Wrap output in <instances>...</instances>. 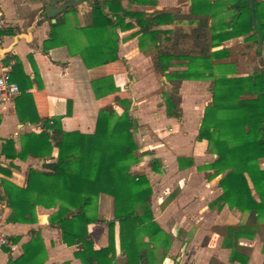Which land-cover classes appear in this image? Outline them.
Instances as JSON below:
<instances>
[{"label": "trees", "instance_id": "16d2710c", "mask_svg": "<svg viewBox=\"0 0 264 264\" xmlns=\"http://www.w3.org/2000/svg\"><path fill=\"white\" fill-rule=\"evenodd\" d=\"M190 1L189 13L183 16L179 11L133 9L153 7L155 0H88L89 25L77 30L87 42L78 54L87 68L117 62V32L138 28L139 48L152 46L153 71L168 84L163 102L168 118L181 116L179 88L183 81H210L211 102L204 109L197 139L205 140L216 158L199 170L204 171L206 180L222 175L218 182L222 193L215 204L248 213L253 221L249 224L264 225V169L259 166V160L264 159V67L251 75L235 76L237 73L226 71L228 65L212 63L229 56L224 48L212 51L227 40L244 37L257 45L250 2L264 48V0ZM76 9L70 5L57 16L50 25L45 47L62 45L61 29L69 14L76 15ZM183 18L194 25L188 34L160 28L180 23ZM118 70H125V66L122 64ZM91 87L96 98L111 95V102L123 108L121 114L110 103L100 108L91 133L67 132L60 117H39L35 112L31 117L17 109L19 120L41 122L42 130L21 137L18 155L13 154L11 139L2 145L1 153L5 157L32 156L48 162L43 164L44 171H27L24 188L2 181L0 202L10 209L6 221L32 223L37 206L55 209L48 223L59 230L63 244L76 246L74 257L80 264H159V253L166 255L171 239L154 220L149 180L145 174L131 170L141 160V154L134 139L136 120L129 114L130 100L117 92L111 75L91 81ZM20 91L23 97L28 96L24 88ZM53 149L57 155L49 158ZM186 161L191 165L190 160ZM156 164L154 159L151 165L154 168ZM100 195L112 199L113 217L106 222L107 246L95 249L88 226L102 222L96 209ZM250 226L226 227L223 245L231 250V261L246 263L247 259L237 251V239L246 236ZM38 241L31 240L23 247V255L10 264H36Z\"/></svg>", "mask_w": 264, "mask_h": 264}, {"label": "crops", "instance_id": "0c3cea01", "mask_svg": "<svg viewBox=\"0 0 264 264\" xmlns=\"http://www.w3.org/2000/svg\"><path fill=\"white\" fill-rule=\"evenodd\" d=\"M49 1L51 0H1L5 29L2 34L3 46L0 49V72L2 67L10 66L12 79L20 89L24 88V94L28 96L23 97L20 93L5 112L0 111V196L3 195L2 181L24 188L27 185V171H44L43 164L48 162L32 156L5 157L1 153L2 145L11 139L14 142L13 154L18 155L21 150V137L25 134H38L42 130L41 122L30 124L19 120L17 109L31 117L34 112L39 117H60L61 125L67 132L91 133L100 108L110 103L117 114L123 111L121 105L109 101L112 99L111 95L103 98L94 96L91 81L111 75L117 92L126 94L131 101L130 109L136 120L134 139L141 160L134 164L131 170L145 174L149 180L154 220L171 239L166 255L159 253V264H185L186 258L194 260L195 264H242L238 260H230L231 250L225 247L223 242L226 227L246 224L251 225V228L246 236L237 239V251L247 259L245 264H263L264 225L249 224L253 221L248 213L230 209L227 205L220 208L215 204L222 193L218 186L222 175L206 180L204 171L199 170L216 158L209 150L207 142L197 139L204 109L211 102V93L208 91L210 81H183L179 88L181 116L168 118L165 108L157 107L159 101L153 95L157 89L158 76L152 67L151 57L154 50L150 44H146L145 49L139 48L136 34L138 28L117 32V62L87 68L78 54L87 39L77 30L89 25V3L76 6V15L67 16L61 29L62 45L45 47L44 42L49 37L52 24L46 14ZM66 2L69 1L65 0L54 7ZM155 2L153 7L135 6L133 9L152 12L167 11L166 9L173 7L172 11H179L180 15L185 16L189 13L191 4L190 0ZM175 27L187 29L182 31ZM192 27L194 25H189L183 18L180 23L160 28H175L188 34ZM243 41L244 37L233 38L212 49L215 51L224 48L229 53L227 58L213 60L212 63L228 65L229 69L226 71L237 73L235 76L251 75L263 68L264 48L263 54L256 60V70L239 72L241 69L236 63L239 56L234 52L233 45L242 43L248 49L251 42ZM146 46L149 47L148 52L144 51ZM151 49L153 53L148 56ZM122 64L125 70H118ZM242 66L247 69L250 64L245 63ZM130 73L135 75L131 82L126 83V77ZM160 82V85L168 86L164 78H161ZM8 154H12V151L8 150ZM56 155L57 150L53 149L49 158H55ZM154 159L157 164L153 168L151 163ZM186 160H190L191 165ZM259 162L264 165V159ZM261 165L260 168L264 169ZM102 210L109 211V214L101 216ZM54 212L55 209L37 206L35 222L8 223L6 220L10 209L0 202L1 229L16 246L13 252L7 249L0 252V264L17 261L23 255V247L33 239L40 240L36 242L39 250L36 264H80L74 257L76 246L68 247L63 244L59 230L49 225L48 218ZM97 217L102 222L88 226L95 249L106 247L108 244L106 222L113 217L110 197H98ZM116 229L117 227L115 233ZM115 237L119 255L117 235ZM177 251L188 254L186 257H173Z\"/></svg>", "mask_w": 264, "mask_h": 264}, {"label": "rangeland", "instance_id": "374dc122", "mask_svg": "<svg viewBox=\"0 0 264 264\" xmlns=\"http://www.w3.org/2000/svg\"><path fill=\"white\" fill-rule=\"evenodd\" d=\"M164 9H166V8H164ZM167 11L166 12H170V13H172V12H174V11H172L173 10V7L171 8V7H169L168 9H166ZM175 13V12H174ZM175 28H180L182 31H186V27H175ZM174 28V29H175ZM185 28V29H184ZM244 43H247L248 41H243ZM147 47V46H146ZM233 48H234V52L236 53V54H238V56H239V60H238V62H236V63H238V67H239V69H241L239 72H242V73H248V71L249 70H256L257 69V63H256V60H257V58L259 57V55L257 54V45H254L252 42L250 43V46H248V49H246L245 48V46H243L242 45V43H235V45H233ZM144 49H145V47H144ZM262 47H261V51L259 52V54L260 55H262L263 53H262ZM145 52L147 51H149V47H147V49L146 50H144ZM153 53V51H152V49H151V53H148V56H150V54H152ZM147 57V56H146ZM245 63H249L250 64V66H249V68H247V69H245L242 65L243 64H245ZM133 75H135V74H133V73H130V74H128L127 75V77H126V83H129V82H131L132 81V77H133ZM156 81H157V89L154 91V96H155V98L156 99H158V103H157V107H161V106H163V102H164V99H165V96H166V94L168 93V91H169V88H168V86H166V85H160V81H161V78L159 77V76H157L156 77ZM109 101H111V100H109ZM162 104V105H161ZM130 106H131V101H130ZM130 106H129V114L132 116L133 114V111L130 109ZM164 107V106H163ZM133 117V116H132ZM134 118V117H133ZM135 119V118H134ZM261 160H263V159H261ZM260 161V160H259ZM261 165V162H259V166ZM261 166H263L264 167V165H261ZM262 167V168H263ZM96 209H97V207H96ZM100 212V211H99ZM108 212V213H107ZM111 213V212H110ZM105 214H109V211H104V210H102L101 211V216L102 215H105ZM188 253L187 252H182V251H177V253L173 256V257H177V256H179L180 255V257H186V255H187ZM187 259V260H186ZM185 259V264H195V262H194V260H189V258H186ZM209 264V263H208ZM264 264V263H263Z\"/></svg>", "mask_w": 264, "mask_h": 264}, {"label": "built area", "instance_id": "2783aa9c", "mask_svg": "<svg viewBox=\"0 0 264 264\" xmlns=\"http://www.w3.org/2000/svg\"><path fill=\"white\" fill-rule=\"evenodd\" d=\"M5 29V19L0 0V49L3 46V31ZM21 91L18 85L12 80L11 67H2L0 72V111L5 112L8 106L20 95ZM16 135V133H15ZM7 249L13 252L16 246L9 240L8 236L3 233L0 223V252Z\"/></svg>", "mask_w": 264, "mask_h": 264}, {"label": "water", "instance_id": "95a60500", "mask_svg": "<svg viewBox=\"0 0 264 264\" xmlns=\"http://www.w3.org/2000/svg\"><path fill=\"white\" fill-rule=\"evenodd\" d=\"M62 0H51L48 3V6L46 8V14L47 17L51 20V23H55L56 17L61 14L65 9H67L70 5L72 6H78L82 3H88V0H75V1H69L66 2L62 5H60L59 7H54L55 4L61 3ZM250 13H251V21H252V25L256 31V34L258 36V42H257V51L260 52L261 51V47H262V35L255 23V17H254V11H253V7H252V2H250Z\"/></svg>", "mask_w": 264, "mask_h": 264}]
</instances>
